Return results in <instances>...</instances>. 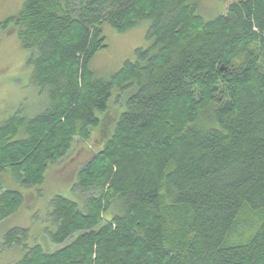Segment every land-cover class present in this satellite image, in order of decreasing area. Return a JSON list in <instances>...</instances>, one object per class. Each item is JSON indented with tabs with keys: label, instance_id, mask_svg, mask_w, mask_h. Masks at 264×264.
Here are the masks:
<instances>
[{
	"label": "trees",
	"instance_id": "obj_1",
	"mask_svg": "<svg viewBox=\"0 0 264 264\" xmlns=\"http://www.w3.org/2000/svg\"><path fill=\"white\" fill-rule=\"evenodd\" d=\"M199 9V0H27L0 24L30 53L45 98L35 116L19 110L0 125V172L23 186L42 185L115 95L130 94L78 173L77 188L93 194L85 208L50 201L61 250L27 249L28 232L15 228L4 243L22 246L17 264H264V0L234 2L211 21ZM144 21L150 45L98 77L104 25L125 33ZM5 191L0 222L24 202ZM245 209L261 223L234 242Z\"/></svg>",
	"mask_w": 264,
	"mask_h": 264
},
{
	"label": "rangeland",
	"instance_id": "obj_2",
	"mask_svg": "<svg viewBox=\"0 0 264 264\" xmlns=\"http://www.w3.org/2000/svg\"><path fill=\"white\" fill-rule=\"evenodd\" d=\"M27 0H0V24L12 16H16ZM240 0H199V15L211 21L226 13L227 7ZM150 24L142 22L136 28L119 33L110 25H104L107 48L101 50L92 62V68L98 77L109 78L117 73L126 61L136 60V50L147 48L150 41L147 33ZM30 53L20 46L16 31L11 27L8 31L0 30V125L15 113L22 110L29 117L39 113L45 98L33 86L31 81L32 66ZM127 91L111 101L108 111L102 115L101 125L91 132L89 139L75 138L71 150L63 159L52 163L45 172L42 185L32 188L23 186L10 173L0 172V196L5 190H14L23 194L21 207L0 222V264H17L24 251L21 245L8 246L4 243L7 232L18 228L28 232L26 248L42 246L45 252L52 254L61 250L62 246L50 241L51 232L56 226L50 218V201L58 195L64 196L85 208L88 192L82 193L76 186L80 169L95 153L104 147L112 135L115 124L124 111ZM120 97V100H117ZM119 102H117V101ZM116 101L115 103H113ZM93 196H91L92 198ZM261 223L257 212L245 209L237 221L234 238L243 241L249 238Z\"/></svg>",
	"mask_w": 264,
	"mask_h": 264
}]
</instances>
